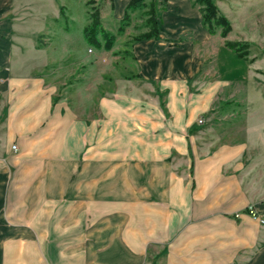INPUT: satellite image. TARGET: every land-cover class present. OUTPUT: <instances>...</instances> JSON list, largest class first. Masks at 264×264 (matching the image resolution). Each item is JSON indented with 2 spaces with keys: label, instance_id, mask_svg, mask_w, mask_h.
Instances as JSON below:
<instances>
[{
  "label": "crops",
  "instance_id": "crops-1",
  "mask_svg": "<svg viewBox=\"0 0 264 264\" xmlns=\"http://www.w3.org/2000/svg\"><path fill=\"white\" fill-rule=\"evenodd\" d=\"M113 1L119 21L130 0ZM213 3L230 22L226 38L193 0H166L157 35L132 47L137 79L164 104L130 80L100 98L96 117L75 118L0 68V264H264V224L235 215L252 205L264 215L236 173L244 148L197 144L215 85L192 90L220 60L209 45L221 39L232 54V19L247 24L264 0Z\"/></svg>",
  "mask_w": 264,
  "mask_h": 264
},
{
  "label": "rangeland",
  "instance_id": "rangeland-1",
  "mask_svg": "<svg viewBox=\"0 0 264 264\" xmlns=\"http://www.w3.org/2000/svg\"><path fill=\"white\" fill-rule=\"evenodd\" d=\"M151 2L158 28L164 0H144L141 8L124 12L128 19L119 21L112 16L113 0H1L0 39L6 42V62L0 68L6 77L38 83L53 104L66 106L75 118L96 117L100 98L111 99L128 88L130 80L152 99L158 94L164 104L163 92H153L149 89L154 85L137 79L132 55L134 43L152 28L147 21ZM95 10L101 27L115 35L110 50L89 46L82 36ZM253 14L247 24L232 19L229 37L249 42L247 59L253 61L219 51L220 39L209 45V51L216 52L221 62L210 59L195 77L192 90L200 93L205 85H215L207 111L198 118L202 122L195 128L197 144L211 150L243 147L236 173L248 197L260 202L264 201V6L253 8ZM248 208L256 210L252 205L236 214L247 215Z\"/></svg>",
  "mask_w": 264,
  "mask_h": 264
},
{
  "label": "trees",
  "instance_id": "trees-1",
  "mask_svg": "<svg viewBox=\"0 0 264 264\" xmlns=\"http://www.w3.org/2000/svg\"><path fill=\"white\" fill-rule=\"evenodd\" d=\"M166 1V0H164ZM194 4L200 7L202 13V22L207 27L210 33H214L215 27H220V35L226 38L228 32L231 30L230 22L228 19L220 14L213 3V0H193ZM144 5V0H130L126 5V11H135ZM155 3L151 2L148 11V23L151 24L152 28L140 36V38H152L158 33L157 25L155 22ZM123 19H128L127 13H125ZM123 30V26L120 27L119 31ZM84 40L89 46L96 49L110 50L114 41L115 35L107 33L100 24L99 12L95 10L91 14V23L84 27L82 30ZM100 37V38H99ZM224 46L231 50L237 58L248 60L252 62L253 59H247L248 48L250 43L247 41H229L224 40Z\"/></svg>",
  "mask_w": 264,
  "mask_h": 264
},
{
  "label": "built area",
  "instance_id": "built-area-1",
  "mask_svg": "<svg viewBox=\"0 0 264 264\" xmlns=\"http://www.w3.org/2000/svg\"><path fill=\"white\" fill-rule=\"evenodd\" d=\"M201 119L198 120V123H201ZM15 146H12V149H14ZM245 213H247L248 216H250L251 218H253L254 220L258 221V223L260 224H264V216L260 213H258L256 210L252 209V208H248L245 210ZM236 216H239L238 214H236Z\"/></svg>",
  "mask_w": 264,
  "mask_h": 264
},
{
  "label": "bare ground",
  "instance_id": "bare-ground-1",
  "mask_svg": "<svg viewBox=\"0 0 264 264\" xmlns=\"http://www.w3.org/2000/svg\"><path fill=\"white\" fill-rule=\"evenodd\" d=\"M60 135H61V133H60ZM66 138V137H65ZM64 139V138H63ZM60 141V140H59ZM59 146V145H58Z\"/></svg>",
  "mask_w": 264,
  "mask_h": 264
}]
</instances>
